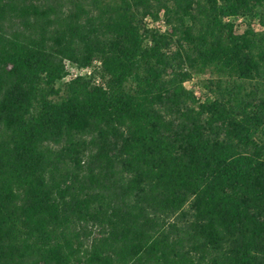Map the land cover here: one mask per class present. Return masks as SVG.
<instances>
[{
	"label": "trees",
	"instance_id": "trees-1",
	"mask_svg": "<svg viewBox=\"0 0 264 264\" xmlns=\"http://www.w3.org/2000/svg\"><path fill=\"white\" fill-rule=\"evenodd\" d=\"M0 264H264V0H0Z\"/></svg>",
	"mask_w": 264,
	"mask_h": 264
},
{
	"label": "rangeland",
	"instance_id": "rangeland-1",
	"mask_svg": "<svg viewBox=\"0 0 264 264\" xmlns=\"http://www.w3.org/2000/svg\"><path fill=\"white\" fill-rule=\"evenodd\" d=\"M162 20H163V18L161 15L158 17H152V18L147 20V24L149 25V27L156 29L158 31L166 30L167 28L165 27V24L163 23ZM204 77L205 76H203V75H197V74L194 75L193 78L186 83L187 87H194L195 93L197 95H201L202 92L206 91L202 86V82L204 81ZM195 85H197V86H195Z\"/></svg>",
	"mask_w": 264,
	"mask_h": 264
},
{
	"label": "built area",
	"instance_id": "built-area-1",
	"mask_svg": "<svg viewBox=\"0 0 264 264\" xmlns=\"http://www.w3.org/2000/svg\"><path fill=\"white\" fill-rule=\"evenodd\" d=\"M163 23H164V21H163ZM165 27L167 28L166 25H165ZM160 31H163V30H160ZM98 65H99V61L94 60L91 66L85 67V68H79L76 65V63H74V62H72L70 60H65L64 61L65 78L66 79H71V78H75V77H79V76L90 75L92 73V70L95 67H97ZM94 82L97 83L98 79L95 78Z\"/></svg>",
	"mask_w": 264,
	"mask_h": 264
}]
</instances>
